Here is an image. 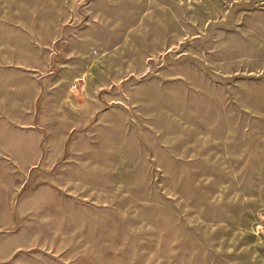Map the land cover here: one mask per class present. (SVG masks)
<instances>
[{"label": "rangeland", "instance_id": "rangeland-1", "mask_svg": "<svg viewBox=\"0 0 264 264\" xmlns=\"http://www.w3.org/2000/svg\"><path fill=\"white\" fill-rule=\"evenodd\" d=\"M0 264H264V0H0Z\"/></svg>", "mask_w": 264, "mask_h": 264}]
</instances>
